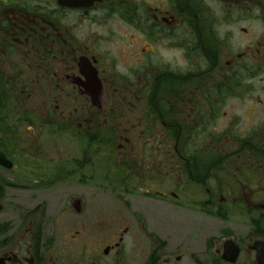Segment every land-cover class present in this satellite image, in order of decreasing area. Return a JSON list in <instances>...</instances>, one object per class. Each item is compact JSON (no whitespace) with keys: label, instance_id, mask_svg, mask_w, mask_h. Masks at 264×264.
Returning <instances> with one entry per match:
<instances>
[{"label":"flooded vegetation","instance_id":"af4514ba","mask_svg":"<svg viewBox=\"0 0 264 264\" xmlns=\"http://www.w3.org/2000/svg\"><path fill=\"white\" fill-rule=\"evenodd\" d=\"M0 264H264V0H0Z\"/></svg>","mask_w":264,"mask_h":264},{"label":"rangeland","instance_id":"374dc122","mask_svg":"<svg viewBox=\"0 0 264 264\" xmlns=\"http://www.w3.org/2000/svg\"><path fill=\"white\" fill-rule=\"evenodd\" d=\"M255 95V94H254ZM194 217H196L195 215H194Z\"/></svg>","mask_w":264,"mask_h":264}]
</instances>
